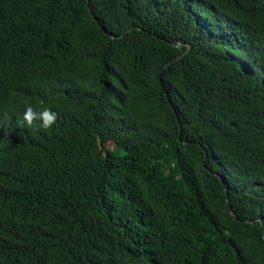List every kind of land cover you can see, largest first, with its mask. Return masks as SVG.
Wrapping results in <instances>:
<instances>
[{"label": "trees", "instance_id": "16d2710c", "mask_svg": "<svg viewBox=\"0 0 264 264\" xmlns=\"http://www.w3.org/2000/svg\"><path fill=\"white\" fill-rule=\"evenodd\" d=\"M0 264H264V0H0Z\"/></svg>", "mask_w": 264, "mask_h": 264}, {"label": "clouds", "instance_id": "9594fccd", "mask_svg": "<svg viewBox=\"0 0 264 264\" xmlns=\"http://www.w3.org/2000/svg\"><path fill=\"white\" fill-rule=\"evenodd\" d=\"M35 116L36 113H34L33 108L31 106H26L24 111V120L28 124H31ZM39 116L42 119L41 126L44 128L50 127L56 119V114L51 112L48 108H44L43 111L40 112Z\"/></svg>", "mask_w": 264, "mask_h": 264}, {"label": "rangeland", "instance_id": "374dc122", "mask_svg": "<svg viewBox=\"0 0 264 264\" xmlns=\"http://www.w3.org/2000/svg\"><path fill=\"white\" fill-rule=\"evenodd\" d=\"M116 145L114 143H110V147L114 148Z\"/></svg>", "mask_w": 264, "mask_h": 264}, {"label": "water", "instance_id": "95a60500", "mask_svg": "<svg viewBox=\"0 0 264 264\" xmlns=\"http://www.w3.org/2000/svg\"><path fill=\"white\" fill-rule=\"evenodd\" d=\"M233 215L236 216L234 212H233Z\"/></svg>", "mask_w": 264, "mask_h": 264}]
</instances>
